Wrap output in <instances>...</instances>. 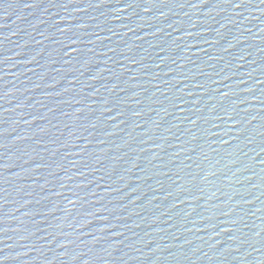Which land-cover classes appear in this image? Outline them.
Returning a JSON list of instances; mask_svg holds the SVG:
<instances>
[{
	"label": "water",
	"instance_id": "obj_1",
	"mask_svg": "<svg viewBox=\"0 0 264 264\" xmlns=\"http://www.w3.org/2000/svg\"><path fill=\"white\" fill-rule=\"evenodd\" d=\"M0 250L264 264V3L0 0Z\"/></svg>",
	"mask_w": 264,
	"mask_h": 264
},
{
	"label": "snow or ice",
	"instance_id": "obj_2",
	"mask_svg": "<svg viewBox=\"0 0 264 264\" xmlns=\"http://www.w3.org/2000/svg\"><path fill=\"white\" fill-rule=\"evenodd\" d=\"M225 2L232 4V7L234 8H241L244 5L245 0H238V2H235V3H233L232 0H225ZM260 2L264 3V0H260ZM192 123H195V121H192ZM69 203H71V201H69ZM4 259H6L5 256H0V264H3Z\"/></svg>",
	"mask_w": 264,
	"mask_h": 264
}]
</instances>
